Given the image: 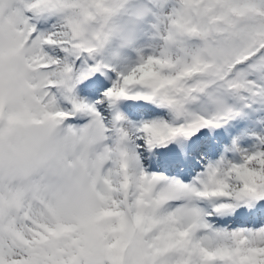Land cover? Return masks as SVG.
<instances>
[{
	"label": "snow or ice",
	"instance_id": "snow-or-ice-1",
	"mask_svg": "<svg viewBox=\"0 0 264 264\" xmlns=\"http://www.w3.org/2000/svg\"><path fill=\"white\" fill-rule=\"evenodd\" d=\"M0 264H264V0H0Z\"/></svg>",
	"mask_w": 264,
	"mask_h": 264
}]
</instances>
